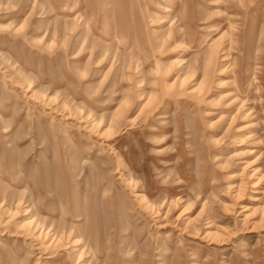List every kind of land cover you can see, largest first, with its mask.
Here are the masks:
<instances>
[{"label": "rangeland", "instance_id": "374dc122", "mask_svg": "<svg viewBox=\"0 0 264 264\" xmlns=\"http://www.w3.org/2000/svg\"><path fill=\"white\" fill-rule=\"evenodd\" d=\"M0 264H264V0H0Z\"/></svg>", "mask_w": 264, "mask_h": 264}, {"label": "bare ground", "instance_id": "6f19581e", "mask_svg": "<svg viewBox=\"0 0 264 264\" xmlns=\"http://www.w3.org/2000/svg\"><path fill=\"white\" fill-rule=\"evenodd\" d=\"M167 7H168V6H167ZM231 21H232V19H231ZM232 32H233V31H232ZM219 47H220V45L218 44L217 47H214V48H213V49H214V50H213L214 52L211 54L212 56H213L214 54H217V53L220 51Z\"/></svg>", "mask_w": 264, "mask_h": 264}]
</instances>
